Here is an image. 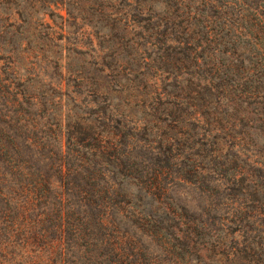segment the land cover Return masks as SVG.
I'll return each mask as SVG.
<instances>
[{
  "label": "rangeland",
  "instance_id": "rangeland-1",
  "mask_svg": "<svg viewBox=\"0 0 264 264\" xmlns=\"http://www.w3.org/2000/svg\"><path fill=\"white\" fill-rule=\"evenodd\" d=\"M183 3L0 0V37L21 42L16 50L30 73L16 85L21 89L33 83L28 90L36 94L38 110L45 115L44 125L40 122L36 127L37 134H49L62 119V133L83 132V145L116 147L117 119H122L127 121L126 126L137 127L126 144L134 146L138 160L163 164L169 134L182 148L180 133L191 118L169 111L167 102L210 99L205 87L223 79L218 77L216 67L233 58L238 64L244 56L241 47L235 45L246 44L256 34L264 35V0H188L189 7ZM204 4L209 7L199 14L197 9ZM218 48L227 54L224 61L214 57ZM257 101L264 104L263 92L241 97L238 109L243 108V113L246 108L251 118L239 122L241 128L235 130L256 134L246 140L245 146L255 147L254 152L257 149L255 160L262 165L259 171L251 170L250 162L220 164L231 160L233 150L231 140L225 137L226 143L219 150L221 157L209 160L208 148L197 158L200 162L202 159L200 165L208 176L206 186L183 180L168 186L169 199L175 208L184 209L182 220L186 222L224 216L230 205H222L220 200H244L246 196L244 210L251 217L236 219L230 225L240 230V240L244 241L238 240L234 248L231 243L207 249L202 256L205 263L220 258L221 263L264 264V107L256 105ZM199 112L207 118L203 110ZM76 120L87 127L80 128L73 123ZM185 138L194 148L199 143L198 137ZM58 143L50 135L48 148ZM229 173L239 174L241 181H228ZM4 219L0 213V264H24L23 259L9 255L16 246L8 245L5 239ZM140 239L148 258L167 263L168 255L157 241L147 236ZM201 242L194 240L189 256L192 263L197 259L195 253L202 255Z\"/></svg>",
  "mask_w": 264,
  "mask_h": 264
},
{
  "label": "trees",
  "instance_id": "trees-1",
  "mask_svg": "<svg viewBox=\"0 0 264 264\" xmlns=\"http://www.w3.org/2000/svg\"><path fill=\"white\" fill-rule=\"evenodd\" d=\"M180 1L189 7L188 0ZM206 7L198 8L199 14ZM20 43L0 37V213L5 218V239L8 245L16 246L9 255L23 259L24 264L50 260L53 264H164V260L148 258L140 239L147 236L164 248L168 255L165 264H231L221 263L220 258L205 263L202 256L207 249L231 243L234 248L243 237L230 225L236 219L251 217L244 210L246 196L244 200H220V204L230 205L224 216L186 222L182 220L184 209L175 208L169 199L168 186L182 180L206 186L208 176L200 165L202 159L197 158L208 148L209 160L221 157L225 137L231 140L233 150L231 160L220 164L250 162L251 170L259 171L262 165L255 160L257 149L254 152L255 147L245 146L256 134L235 127L241 128L238 123L251 118L246 108L243 113V108L238 109L241 97L264 93V35L256 34L246 44L235 45L244 56L238 64L233 58L216 67L223 79L205 87L210 99L167 102L169 111H179L191 120L180 133L182 148L174 136L166 137L169 141L163 164L137 159L134 146L126 144L137 127L126 126L122 119H117L116 147L83 145V132L62 133V119L52 134H37L36 127L40 122L44 125L45 115L38 110L36 94L28 90L33 83L21 89L16 85L30 74L16 50ZM226 55L218 48L214 57L224 61ZM246 75L248 79L243 80ZM256 105L264 107L261 101ZM73 123L87 127L80 120ZM213 131L217 134L212 135ZM50 135L59 142L54 148H48ZM185 137H198L199 143L194 148ZM229 176L228 181H241L239 174ZM197 239L202 241V255L195 253L197 259L192 263L189 256Z\"/></svg>",
  "mask_w": 264,
  "mask_h": 264
}]
</instances>
